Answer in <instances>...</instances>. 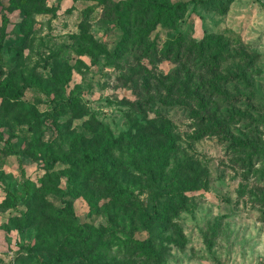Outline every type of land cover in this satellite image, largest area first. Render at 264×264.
Wrapping results in <instances>:
<instances>
[{"label":"rangeland","instance_id":"rangeland-1","mask_svg":"<svg viewBox=\"0 0 264 264\" xmlns=\"http://www.w3.org/2000/svg\"><path fill=\"white\" fill-rule=\"evenodd\" d=\"M165 1L188 5L148 42L221 47L215 73L190 61L179 77L212 113L200 127L227 138L198 136L189 104L168 96L178 63L124 51L110 0H0V79L22 88L0 93V264H264V0ZM67 98L72 110L52 119ZM111 141L102 168L138 202L115 198L81 157Z\"/></svg>","mask_w":264,"mask_h":264},{"label":"trees","instance_id":"trees-1","mask_svg":"<svg viewBox=\"0 0 264 264\" xmlns=\"http://www.w3.org/2000/svg\"><path fill=\"white\" fill-rule=\"evenodd\" d=\"M193 1L204 4L207 3V0ZM110 3L111 7L108 9L109 14L112 13L116 16L124 30L125 39L122 45L124 46L125 52H141L144 56H152L154 58V63L162 59L170 60L178 63V65L181 66L180 68L190 61L195 62L200 69L204 68L210 73H215L219 68V61L223 60V56L221 55L222 49L220 47V50L215 51L213 49L214 42L211 40L205 39V41L201 40L188 43L185 37L179 34L177 37L165 42L160 50L158 49L156 37H154L151 42H148L149 34L154 30L157 23L163 26H174L179 14L184 11L188 2L176 1L174 3H169L165 0H110ZM6 26L7 18L4 17L0 26V76L2 74L1 66L3 65L2 41L5 37ZM129 27L135 30L134 34H131ZM212 50L214 51L210 55H206ZM180 68L176 67L174 75L168 80V85L165 87L168 96L173 93H179L180 98L186 100L185 104H189L190 112H192L190 116L198 120V136L216 135L219 132L222 133L218 127H200L208 122H212V113H210L207 108L208 104L205 102V97L199 96L200 86L192 84L191 78H189L188 75L179 77L183 72V68ZM224 79L228 78L225 77ZM0 93L11 94L16 98L22 93V88L9 81L0 79ZM148 99L154 100L151 99V97H148ZM73 105H75L74 98H67L65 101L54 103L51 112L52 119H56L66 111H71ZM198 109L201 111H198ZM222 135L227 138L225 132H223ZM77 140L78 138H75V141ZM113 142L114 141L103 143L101 148L96 152L83 151L81 157L85 162L92 164V166L98 170L101 179L110 188V192L115 198H120L128 203L138 202L139 199L135 194L118 184L116 180L102 168L104 152L114 147ZM232 142L238 148L245 149L246 147V143L243 141L236 140ZM73 148L74 146L71 145V151ZM43 158L48 165L52 164L51 152L48 149L44 151ZM22 174L24 173L22 172ZM166 190L167 187L162 189L160 193H155L153 196L154 201L158 202V200L162 199L165 194L164 191ZM16 201H18L17 198L15 199V202ZM162 215H166V209L164 207H159L158 203H155L151 218L157 220V218ZM89 240L90 237H76L75 245H80L83 249L87 250ZM140 243L146 253L153 254L147 239L142 240ZM36 264L53 263L44 262L40 258H36Z\"/></svg>","mask_w":264,"mask_h":264}]
</instances>
